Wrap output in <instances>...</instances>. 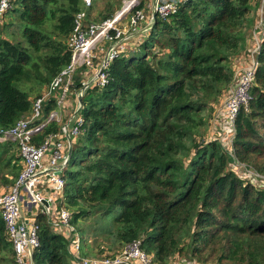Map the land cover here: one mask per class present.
<instances>
[{"label": "trees", "instance_id": "trees-1", "mask_svg": "<svg viewBox=\"0 0 264 264\" xmlns=\"http://www.w3.org/2000/svg\"><path fill=\"white\" fill-rule=\"evenodd\" d=\"M260 2L184 0L176 13L157 16L141 40L111 63L105 87L86 90L85 122L59 198L72 212L86 254L96 252L79 224L95 218L111 247L140 240L158 264L173 256L199 264H264V187L231 166L236 156L264 172V41L250 99L235 120V156L220 139L201 141L235 79ZM122 3L107 0L91 21L93 5L85 8L83 0H14L9 20H0V128L28 117L34 100L69 64L76 15L86 9L88 22L103 21ZM56 102L47 99L43 119ZM59 124L50 122L36 142ZM20 165L21 172L17 143L0 142V179ZM36 218L35 264H76L66 237L45 214ZM0 264H17L1 213Z\"/></svg>", "mask_w": 264, "mask_h": 264}, {"label": "built area", "instance_id": "built-area-1", "mask_svg": "<svg viewBox=\"0 0 264 264\" xmlns=\"http://www.w3.org/2000/svg\"><path fill=\"white\" fill-rule=\"evenodd\" d=\"M93 1L83 0L85 8L91 7ZM183 1L153 0L151 3L149 0L144 7H140L141 0H123L124 5L120 11L99 22H88L86 9L80 11L76 15V25L68 42L71 51L69 64L34 100L28 117L20 119L10 128H0V142H16L23 164L15 182L0 194V213L13 242L17 264H35L34 251L40 244V224L36 218L38 213L45 214L55 232L66 237L76 264H158L153 255L142 248L140 240L128 243L117 254L102 257L84 255L81 235L72 223V212L59 204V198L63 197L65 188L64 173L70 158V147L85 122L80 113L83 103L79 98L90 87H105L109 83L111 63L134 47V38L144 36L157 16L167 18L176 13ZM13 2L14 0H0V20ZM128 9L127 16L121 18L123 11ZM249 41L246 52L238 58L237 63L240 64L235 66V79L214 113V123L217 119L218 126H215L216 136L211 138L220 139L234 156L232 145L235 120L241 107L248 104L250 99V89L258 66L257 56L264 41V0L260 2L258 19ZM70 96L74 99L72 114L64 120L60 130L49 133L43 142L37 143V135L50 122L62 121L63 110L69 111L66 108L71 106ZM51 97L56 99L57 105L43 119L44 103ZM239 163L248 166L236 156L231 166ZM234 171L245 180L259 179V182H264V175L253 169L245 167L242 172ZM259 187H264V183ZM174 264L199 263L182 259Z\"/></svg>", "mask_w": 264, "mask_h": 264}, {"label": "rangeland", "instance_id": "rangeland-1", "mask_svg": "<svg viewBox=\"0 0 264 264\" xmlns=\"http://www.w3.org/2000/svg\"><path fill=\"white\" fill-rule=\"evenodd\" d=\"M106 1L107 0H94L93 1V7H92V10H91L90 20L91 19L97 20V18L99 17L100 12L103 11L104 8H105ZM122 6H121V8H122ZM120 10L121 9H119L117 11H120ZM125 16H127V14ZM125 16H122V17H125ZM4 20L7 22L9 20V17L5 16ZM93 22H99V21H93ZM3 35H5V33H3ZM142 37L141 36L139 38L135 37L134 39H136V40L134 41V43L136 44L137 42H139ZM18 86L21 89H22V87L24 89H27V90L29 89L28 85H26V84H24V85L18 84ZM102 88L103 87H101V89ZM35 97H36V92L33 93V98H35ZM66 109H68L69 111H64L63 110V116L61 117L62 121L66 120L72 114V110L74 109V107L71 108V106H68ZM213 123H214V114H213V118L210 121L209 127L205 131L203 139L201 141H204L206 139H210L213 136H216L215 134H217V131H215V126H218V120L215 119L214 126H212ZM246 164L248 166L239 163L236 166H234L233 168L237 172L240 171V170H241L240 172H242V169H245V167H247V168L253 169V170L257 171V172H260L261 174L264 175V172L259 170L257 167L253 166V164H251V163H246ZM20 169H21V165L18 167L17 170L14 169L12 166L10 168H7V169L4 170V177L2 176V178L0 179V194L3 193L8 187H10V185L12 183H8L7 181H9V180L11 181L13 179V176H16L20 172ZM15 171H17V173H14ZM247 180H251V179L247 178ZM251 182H254V184H256V186H260L261 183H264L262 181L259 182V179H258V181L251 180ZM94 220H95V218L85 219V220H82L80 222V224H79V226L82 227L83 233H86V238L88 239V244H90L89 247L94 249V252H96V254H92V253L86 254L85 251H87V249L84 246L83 253L85 255L92 256V257H102L104 255H112V254L119 253L122 250V248L119 245L117 247L116 246L111 247L114 244L112 243L110 245V242H108L106 239H104L101 235L98 234V232L96 230L98 225L95 224ZM92 249H88V250L90 251ZM152 255L154 256V254H152ZM179 260H182V259H179L178 257L173 256L172 259L169 261V264L172 263V262H173L172 264H174V263H176ZM205 263H202V264H205ZM208 264H215V262L214 261L212 263L208 262ZM226 264H228V263H226Z\"/></svg>", "mask_w": 264, "mask_h": 264}, {"label": "crops", "instance_id": "crops-1", "mask_svg": "<svg viewBox=\"0 0 264 264\" xmlns=\"http://www.w3.org/2000/svg\"><path fill=\"white\" fill-rule=\"evenodd\" d=\"M151 3H153V0H151ZM258 11H259V9H258ZM257 15H258V13H257ZM254 26H255V25H254ZM253 29H254V27H253ZM252 32H253V30H252ZM252 32H251V33H252ZM251 36H252V34H251ZM251 36H250V38H251ZM249 43H250V41H249ZM237 64H240V62H239V63L236 62V65H237ZM236 65H235V66H236ZM73 106H74V99H72V97H71V108H72ZM60 121H61V120H60ZM58 122H59V121H58ZM59 123H60L59 126L61 127V125L64 123V121H61V122H59Z\"/></svg>", "mask_w": 264, "mask_h": 264}, {"label": "water", "instance_id": "water-1", "mask_svg": "<svg viewBox=\"0 0 264 264\" xmlns=\"http://www.w3.org/2000/svg\"><path fill=\"white\" fill-rule=\"evenodd\" d=\"M128 12H129V9H128V10H124L123 13H122V15H121V17H122V16H125ZM155 17H156V14H155ZM150 27H151V26H149V28H150ZM79 99H80V101H81V100H82V97H80ZM71 152H72V147H70L69 155H71ZM44 203L47 204L46 201H44Z\"/></svg>", "mask_w": 264, "mask_h": 264}]
</instances>
